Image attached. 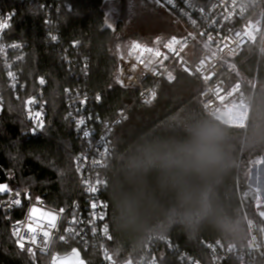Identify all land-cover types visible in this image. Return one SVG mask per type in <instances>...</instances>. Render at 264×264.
Segmentation results:
<instances>
[{
    "label": "built area",
    "instance_id": "obj_1",
    "mask_svg": "<svg viewBox=\"0 0 264 264\" xmlns=\"http://www.w3.org/2000/svg\"><path fill=\"white\" fill-rule=\"evenodd\" d=\"M20 1L38 2L49 10L48 37L56 44L58 39L53 27L57 22L51 13L54 4L47 6L42 0ZM154 2L175 15L181 31L171 34L163 45L134 41L118 55L115 84L121 90L137 92V99L118 108L113 118L102 119L94 111V105L100 103V94H93L85 87L64 92L67 114L81 146L74 155L78 196L67 206L54 208L30 193L2 186L7 190L0 199V211L10 221V233L18 250L32 264H89L83 252H88L89 259H97L100 264H264L262 180L251 185L258 199L251 205L252 215L246 218L248 238L243 245L208 241L203 244L204 253L197 256L169 238L152 235L139 256L132 260L120 262L111 253L113 236L108 222L109 205L104 197L106 171L115 150L116 130L128 119L130 108L136 102L154 103L158 84L173 83L178 74H183L198 81L200 104L208 115L216 118L248 110L249 100L243 85L239 81L231 83L226 76L228 59L253 50L264 54V0H210L207 4L200 0ZM16 18L17 9L5 10L0 0V65L5 75L0 102L5 93L20 99L27 87L24 65L28 44L12 37ZM5 24L7 27H3ZM80 44L74 43L73 47L77 49ZM62 52L70 69H76L77 60L69 55L68 49ZM80 71L82 76L88 75L86 60ZM45 83L44 78L38 79L39 90L25 104L23 118L29 137L44 132L48 114L43 93Z\"/></svg>",
    "mask_w": 264,
    "mask_h": 264
},
{
    "label": "trees",
    "instance_id": "obj_2",
    "mask_svg": "<svg viewBox=\"0 0 264 264\" xmlns=\"http://www.w3.org/2000/svg\"><path fill=\"white\" fill-rule=\"evenodd\" d=\"M1 1L5 10L17 9L12 37L28 44V58L24 65L26 91L20 99L5 93L3 102H0V187L5 185L9 190L30 193L54 208L67 206L78 196V169L74 155L81 150V146L67 114L64 92L75 87H85L93 94H100V103L94 105V111L102 119L113 118L118 108L132 104L138 95L135 91L121 90L115 84L119 53H114L111 46L114 30L109 26V0H42L47 6L54 4L51 13L57 22L53 27L58 39L56 44L48 37L51 29L48 26L47 8L38 2ZM200 1L207 4L210 0ZM170 35L162 40L145 42L163 45ZM78 42L81 44L75 49L73 44ZM67 49L69 55L77 60L78 67L74 70L62 58V51ZM85 60L88 75L82 76L80 70ZM228 62L234 63L236 68L228 69L226 76L231 83L238 80L242 82L249 100L248 117L243 126L224 124L208 115L200 104L198 81L178 74L175 82L158 84L154 103L144 105L136 102L130 108L128 119L116 130L115 150L111 159L114 163L118 153L130 149L141 137L162 139L179 136L185 122L192 117L207 116L224 126L228 133L231 166L215 194L227 214L241 225L239 234L225 237L214 228L204 226L195 237L177 229L165 236L156 233L147 236H164L197 256L204 253L203 244L208 241L222 240L229 245L245 244L248 230L244 213L251 215L253 211L252 206L246 207L243 204L241 194L248 188V173L252 163L264 157V142L255 138L250 131V120L258 121L260 102L264 98V54L253 50L229 58ZM39 78H44L46 82L43 93L48 114L43 134L29 137L28 125L24 119L23 124L21 119L26 101L39 90ZM254 83L257 86L254 87ZM4 89L5 75L0 65V91ZM148 183L160 205L168 207L172 198L170 194L156 188L154 175L148 177ZM4 195L0 191V199ZM104 197L109 205V222L110 203L107 192ZM110 228L113 236L110 250L113 257L120 262L138 257L147 239L142 244H136L128 237H118L111 225ZM83 255L89 264H100L97 259L90 260L88 252H83ZM0 264H32L18 250L10 233V221L1 211Z\"/></svg>",
    "mask_w": 264,
    "mask_h": 264
},
{
    "label": "clouds",
    "instance_id": "obj_3",
    "mask_svg": "<svg viewBox=\"0 0 264 264\" xmlns=\"http://www.w3.org/2000/svg\"><path fill=\"white\" fill-rule=\"evenodd\" d=\"M257 120H250L251 134L264 142V98ZM106 171L110 225L118 237L142 244L148 234L167 235L173 229L195 237L210 226L225 237L239 234L241 225L219 204L216 189L231 166L228 133L207 116L185 122L179 136L139 138L118 153ZM156 188L170 194L162 207L153 194Z\"/></svg>",
    "mask_w": 264,
    "mask_h": 264
},
{
    "label": "rangeland",
    "instance_id": "obj_4",
    "mask_svg": "<svg viewBox=\"0 0 264 264\" xmlns=\"http://www.w3.org/2000/svg\"><path fill=\"white\" fill-rule=\"evenodd\" d=\"M107 6V10L110 11L109 26L114 30L111 46L116 54L123 52L134 41L146 43L154 39L162 40L169 34L181 31V23L175 15L160 8L154 0H109ZM227 66L230 70L236 68L232 62H229ZM253 86L257 85L254 83ZM10 112L14 114L12 110ZM235 114L237 116L233 117ZM247 117L248 110H238L230 112L226 118L223 115L216 118L224 124L240 127L245 124ZM23 119H21L22 123ZM261 180L264 181V157L252 163L247 185L251 186ZM247 216L249 213H244L245 223Z\"/></svg>",
    "mask_w": 264,
    "mask_h": 264
},
{
    "label": "water",
    "instance_id": "obj_5",
    "mask_svg": "<svg viewBox=\"0 0 264 264\" xmlns=\"http://www.w3.org/2000/svg\"><path fill=\"white\" fill-rule=\"evenodd\" d=\"M257 199H258V194L256 190L251 186H248V188H246L241 194V200L243 204L247 207L254 204L257 201Z\"/></svg>",
    "mask_w": 264,
    "mask_h": 264
},
{
    "label": "snow or ice",
    "instance_id": "obj_6",
    "mask_svg": "<svg viewBox=\"0 0 264 264\" xmlns=\"http://www.w3.org/2000/svg\"><path fill=\"white\" fill-rule=\"evenodd\" d=\"M3 27H7V25L5 24V25H3ZM169 79H171V77H169ZM85 135H87V133H85ZM7 189L5 188V187H0V191H6ZM90 190L91 191H96V189L95 188H90ZM17 203H18V201H17ZM93 207H95V205H93ZM45 235H47L46 233H45ZM20 247H23V243L21 242L20 243Z\"/></svg>",
    "mask_w": 264,
    "mask_h": 264
},
{
    "label": "crops",
    "instance_id": "obj_7",
    "mask_svg": "<svg viewBox=\"0 0 264 264\" xmlns=\"http://www.w3.org/2000/svg\"><path fill=\"white\" fill-rule=\"evenodd\" d=\"M228 115L229 114H224L223 116H225V118H226V117H228ZM236 116H237V114L233 115V117H236ZM238 116H240V114H238Z\"/></svg>",
    "mask_w": 264,
    "mask_h": 264
}]
</instances>
